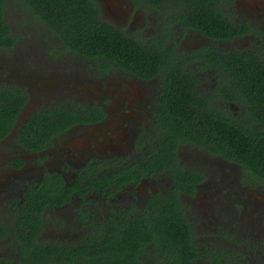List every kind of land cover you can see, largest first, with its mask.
<instances>
[{
  "label": "trees",
  "instance_id": "16d2710c",
  "mask_svg": "<svg viewBox=\"0 0 264 264\" xmlns=\"http://www.w3.org/2000/svg\"><path fill=\"white\" fill-rule=\"evenodd\" d=\"M7 1L0 0V49L9 50L15 40L4 20ZM19 1L67 51L95 60L101 72L117 67L146 80L159 74L160 97L154 104L150 132L143 129L133 143L132 154H140V162L123 164L122 159L112 158V169L107 173L99 171L107 161L100 162L98 167L86 166L73 184H66L58 176L47 173L39 184L29 185L21 199L8 202L10 208L4 215L12 220L9 224L0 221V241L9 239L12 252L3 253L0 245V264H145L138 251H146L143 244L154 242V236L159 237L156 244L163 253L156 264H192L199 258V250L191 245L190 236L187 240L177 236L190 231L177 228L183 222L181 215L171 213L166 206L151 205V212L146 213L148 217L162 221L163 227L160 223L157 226L166 230L146 232V229L136 228L127 230L122 238L113 236L111 230L107 236L106 232L98 230L87 239L69 244L38 241L42 231L41 218L45 209L70 202L73 194L104 192L108 187L113 193L114 189L119 190L160 172H168L175 181V192L169 200L177 201L180 190L191 195L192 185L202 181L203 176L177 164L179 144H189L210 155L221 156L237 164L245 178L264 184V48L232 51L199 48L183 52L181 57L199 62L203 73H218L215 96L206 97L196 90L194 71L185 68L175 50L141 45L103 21L96 0ZM188 3L191 8L181 16L184 26L201 32L214 42L232 41L248 28L229 21L218 8V0H191ZM193 6L198 7L194 10ZM46 30L43 33L49 38ZM26 102L27 95L22 88L0 87V140L9 136ZM219 102L239 104L241 113L238 116L232 110L220 108ZM103 118L104 112L96 104L78 108L63 104L31 115L18 128L15 144L22 150L36 153L50 147L53 139L72 125L93 124ZM21 165L19 160L13 162L14 167ZM165 199L168 198L151 201ZM133 224V227L144 226L141 222ZM120 228L115 230V235ZM169 236H175L177 240L173 245H182V258ZM205 261L207 264H246L242 255L235 257L203 247V264Z\"/></svg>",
  "mask_w": 264,
  "mask_h": 264
},
{
  "label": "flooded vegetation",
  "instance_id": "af4514ba",
  "mask_svg": "<svg viewBox=\"0 0 264 264\" xmlns=\"http://www.w3.org/2000/svg\"><path fill=\"white\" fill-rule=\"evenodd\" d=\"M188 1L191 0H124L122 3L120 2L121 6L124 7L119 10L121 12V15H119L117 12H114V7L110 6L109 0H96L100 8L102 20L111 26L121 29L141 45L164 47L173 50L175 48H171V45H176L184 53H189L199 48H216L222 50L223 45L232 48V50H262L264 48V5L259 4L264 0H252L259 7L253 9L255 14L249 18L250 20L241 21L235 18L232 7L237 0H218V8L221 9L229 21L236 25H246L248 27L237 38L227 42H214L203 36L201 32L184 26L185 24L181 20V16L191 8L189 4L191 2L188 3ZM13 3L18 7L15 8L14 5L12 7ZM197 7L193 6V9L195 10ZM13 10L18 17L20 14H24V12L28 13L29 16L38 22L36 25L37 28L42 32L46 30L34 17L30 9L19 0H8L4 5V20L6 23V16L10 20ZM137 15L148 17V20L146 19L142 23H138L135 19V24L132 23L126 26V29L122 27L126 19L129 17L135 18ZM163 15L167 19L162 20L159 26L153 25L149 18L156 17L163 19ZM7 25L9 27V34L15 41L11 49H0V52H3L5 55L9 51L14 50L18 42V38L15 37L16 31L14 35V29L10 25V21ZM31 29L35 30V27L32 25ZM177 29L178 33H176ZM46 32L50 35V38L48 39L47 35L43 39L45 46H41L42 50L40 52L42 58H39L46 65L45 75H40L34 71L32 61L26 59L18 61L15 56H13L14 59L12 57V63L8 65V69L5 71L3 68L0 71L5 75L4 83H0V87L22 88L27 95V102L23 106L11 133L3 140H0V194H3L2 198H4V200L0 201V221H3L5 224H9L10 220H12V218H5L4 215V211L10 208L7 207L8 202L15 198L21 199L26 194L28 186L39 184L43 181V177L47 173L52 176H58L66 184H73L74 179L78 177L80 172H83L81 170L85 169L86 166L90 168L98 167L103 161H107L106 165L99 170L102 173H107V170L112 169L110 166V160L112 158L122 159L123 164L140 162L141 155L132 154L133 143L143 129L150 132L151 126H153L150 121L155 108L154 104L158 102L160 97L159 87L161 80L159 74L146 80L135 77L130 72L120 70L117 67L107 72H101V70L97 69L95 60L83 58L67 51L53 34L47 30ZM173 37L175 43L172 42ZM40 38H43L42 35ZM30 50L31 48H29ZM178 57L183 61L186 69L189 68L194 71V77L197 79L196 90L202 95L204 93L206 97H214L213 92L217 86L216 78L218 77V73H203V66L200 67L201 64L199 62L191 61L190 59L187 60L188 58L186 59L185 57ZM80 62H85L86 66L84 68L89 66L88 71L106 82L112 81L113 75H115L117 70L126 73L131 78L129 83L136 84V91L138 93L135 95L127 87L121 85L118 89L119 93L115 95L116 99L104 96L103 93L101 94V90L97 93L89 92L88 95L83 94V97H77L73 94L75 87L77 84L81 85L80 82L84 81L79 76V69H82ZM42 63L39 64L42 65ZM200 68L202 69L199 70ZM45 76H50L55 80L49 86L50 89L48 90H43V86L38 85L37 87L36 85L37 81ZM46 87L49 88L47 85ZM86 96H88V99L84 98ZM110 100L120 103L121 109L125 110L121 114L122 116L130 108L138 110L136 117L135 114H129L124 120H119V125L118 119L116 120V124L113 125L114 130L125 128L126 131H129L127 138L130 140V146L124 150L121 144L123 136L117 134L112 138V131L104 128L107 122H109V116L111 114V110L109 109ZM213 102L211 100V103ZM30 104H34L36 108L25 114L24 111H26ZM63 104L67 106L72 105L75 108L96 104L103 110L104 118L93 124L72 125L70 128L59 133L53 139L50 147L36 153L22 150L15 144L18 128L25 120L37 112L53 109ZM219 105L220 108L234 110L235 115L238 114L239 116L241 113L239 104H222L219 102ZM128 107L130 108L128 109ZM94 127L103 130L102 136L99 137L100 140L97 141V143L103 142V144H100L101 147L94 145V147L84 149L77 143L78 139L82 135L88 134V129ZM107 139L108 142L106 143ZM182 147H191L194 150L199 149L189 144H179L176 151V159L179 166L183 167L186 171L193 170L203 176L202 181L192 185L193 193L191 195L180 190L177 201L169 200V197L175 192V181L168 172L154 173L150 177H143L138 182L129 183L119 190L114 189L113 193H110L108 187L105 188L104 192L94 190L92 192L87 191L82 196L73 194L70 202L60 207H50L44 210L41 218L42 231L38 235V241H59L61 244H69L84 238L87 239L98 230L100 232H106V236L109 230H111L110 232L117 238H122L127 230L136 228L146 229V232L166 230L165 228L161 229L157 226L158 223H163L162 221L154 220L146 215V213L151 212V205H161L166 206L165 208L169 209L171 213L177 212L181 215L183 222L177 227L178 229L190 231L182 234L178 233L177 236L182 237V240H187L186 238L190 236L189 240L192 241L191 245L196 246L199 250L197 253L199 258L192 262V264H203V247L210 251L212 249L221 250L235 257H239L240 255L246 256L247 253L250 256L253 253H264V240L260 238L251 239L248 241L249 244H242L237 238H234L230 233L224 232V230L215 232V235H212L213 233L210 231L198 232L197 221L193 219L194 208L200 195L207 197L206 194L211 186L209 181H211L210 179H214V173L211 171L202 173L193 168L187 158L182 156L184 154L181 151ZM202 152L207 157L213 159L212 163L216 168H220L217 171L222 176V181L228 179L230 184L238 185L244 191L249 190L248 193L255 192L253 188H257L259 192L264 193V184H256L255 181L245 178L241 168L237 164L229 162L221 156H213L205 151ZM15 160L21 161L22 165L18 168L14 167L13 162ZM224 168L228 169V171H225L226 173H224ZM14 190L17 192L20 191V196L13 194ZM154 198L168 199L151 201ZM253 201L249 203L255 205ZM220 205L226 207L221 202ZM241 207L243 206L238 201L234 206L232 205L234 213L230 212L227 214L226 211L220 215L230 220V224H234V220L237 218L236 214L240 210L238 208ZM162 220L164 219L162 218ZM134 222L143 223V228L142 225L133 227ZM117 228H120L119 233L116 232L117 234L115 235ZM169 237L173 245V242L177 240L175 236ZM158 238V236H154L153 239H156L154 242L143 244L146 251H138L139 258L143 263L156 264L163 255L156 244L160 240ZM8 240L6 238L0 241L1 251L3 250V253L11 251ZM257 246L259 247L257 248ZM177 248L175 251L179 254V258H182L181 254L184 250L182 245L178 243ZM12 256L14 257L15 255ZM174 259L175 257L172 255L171 260L174 261ZM204 263L207 264V261Z\"/></svg>",
  "mask_w": 264,
  "mask_h": 264
},
{
  "label": "rangeland",
  "instance_id": "374dc122",
  "mask_svg": "<svg viewBox=\"0 0 264 264\" xmlns=\"http://www.w3.org/2000/svg\"><path fill=\"white\" fill-rule=\"evenodd\" d=\"M109 1L110 6L114 7V12H117L119 15H121V12L119 10L122 9L124 6H121L120 2L122 3L124 0ZM259 4L264 5V1L260 2ZM13 5L15 6V8L18 7L14 3L12 4V7H14ZM232 7L235 13V18L241 21L250 20L249 18L255 14L253 9L259 7V5L252 0H237L234 3V6ZM11 15L12 17L10 20L6 16V21L7 23H9L10 21V25L14 29V35L16 31L15 37L18 38V42L16 44V48L14 50L9 51L7 55H5L3 52H0V71L3 68V70L6 71L8 69V65L12 63V57L15 56L18 61H22L25 59L28 61H32L34 71L40 75H45L46 73L44 72L46 71V65L42 63L43 60H40L39 58H42V54L40 52L42 50L41 46H45L43 44V39H45L47 35L36 27L38 22L31 16H29L28 13L24 12V14H20V16L18 17V15H16L13 10V13ZM162 17H164V15ZM149 18L152 24L156 26H159V24L162 23V20L167 19V17H164L163 19L156 17ZM135 19L138 23H142L146 19L148 20V17L140 15H137L135 18L129 17L128 19H126L127 24L125 22L122 27L125 28L126 26H129L132 23L135 24ZM32 25L35 27V30L31 29ZM148 28L152 29L151 27ZM178 29L176 30V33H178ZM41 35L43 38H40ZM172 42L175 43L174 37L172 39ZM29 48H31L30 51ZM171 48H175L176 54L181 57V54L183 53L182 49L178 48V46L176 45H171ZM222 50L232 51V48H228L223 45ZM39 63H42V65H40ZM80 65L82 69H79V76L82 77L84 81L80 82L81 85L77 84V86L75 87L73 94L77 97H83V94L88 95L89 92L97 93L101 90V94L103 93L104 96L109 98L113 97V99H116L115 95L119 93L118 89L121 85L127 87L132 93H135V95L138 93V91H136V84L129 83L131 78L124 72L117 70L115 72V75H113L112 81L106 82L105 80H102L95 74L88 71L87 69L89 66L84 68V66H86L85 62H80ZM4 76L5 75L0 72V83H4ZM53 82H55L53 78H51L50 76H45L39 79L36 85L37 87L38 85L43 86V90H48L50 89L49 86H51ZM46 85L49 88H47ZM87 97L88 96L84 98ZM35 108L36 106L34 104H30L24 112L25 114H27ZM129 108L130 107H128V109ZM109 109L111 110L109 122H107V125H105L104 128H107L108 130L112 131V138L115 137L117 134H121L123 136V141L121 142L123 150L127 149L130 146V140L127 138V136L129 135V131H126L125 128L114 130L113 125L116 124L117 119L119 125V120H124L129 114H135L136 117V114H138V110L135 108H130L129 110H126V113L124 114V116H122L121 114L125 110L121 109L119 102L112 100H110ZM88 130L89 133L82 135V137L78 139L77 143H79V145L82 146L84 149L94 147V145L101 147L100 144H103V142L97 143V141L100 140L99 137L102 136L103 130H100L99 128L95 127ZM107 142L108 139L106 140V143ZM182 149L181 151L184 153L182 154V156L184 158H187L193 168H195L197 171H201L202 173L210 171L214 173V179H210L211 181H209L211 183V186L206 194L207 197L200 195L196 201V206L194 208L193 219L197 221L198 232L202 233L203 231H210L213 233L212 235H215V232H220L221 230H224V232L230 233L234 238H237L238 241L242 244H249L248 241L255 238H260L264 240V193L259 192L257 188H253L255 192L248 193L249 190L244 191L240 189V186L230 184L228 182V179L222 181V176H220L217 171V169L220 170V168L215 167V165L212 163L213 159L207 157L204 152L200 150H194L191 147H182ZM225 171H228V169L224 168V173H226ZM13 194H17L18 196H20L21 192H17L14 190ZM2 195L3 194H0V201L4 200V198H2ZM238 201L243 207L238 208V210L240 209L238 214L235 213L237 218H235L234 224H230L231 221L226 219L225 217H222L220 214L226 211L227 214L230 212L234 213V208H232V205L234 206ZM251 201H253L255 205H251L249 203ZM220 202L226 205V207L221 206ZM258 247L259 246H257V248ZM238 252L240 253V251ZM242 257L244 263L246 264H264V253H253L252 256L247 253L246 256L243 255Z\"/></svg>",
  "mask_w": 264,
  "mask_h": 264
}]
</instances>
